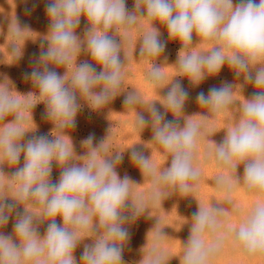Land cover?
Segmentation results:
<instances>
[{"label": "clouds", "instance_id": "9594fccd", "mask_svg": "<svg viewBox=\"0 0 264 264\" xmlns=\"http://www.w3.org/2000/svg\"><path fill=\"white\" fill-rule=\"evenodd\" d=\"M45 13L49 19L47 35L30 61L31 70L23 74L38 92L22 96L35 97L36 102L26 100L21 105L12 98L9 86L0 89V122L4 123L0 129V177L15 182L8 187L16 191L10 197L0 188V229L14 218L13 234L0 231V264H77L74 252L85 239L92 242L84 244L82 264H125L124 248L130 239L127 226L147 210L145 198L135 197V183L127 175L121 178L117 174L123 152L108 155L106 139L93 147L95 134L90 133L82 141L87 154L76 157L66 130L77 125L76 118L83 107L80 100L98 110L117 96L126 63L120 54L122 41L118 42L116 35L122 37V29L127 35L141 18L147 19L151 28L139 37L141 58H158L165 52L167 41L161 39L160 29L155 26L159 22L166 27L169 39L182 45L175 77H186L191 85L199 86L227 64L237 79L243 77L256 89L249 98L243 97L234 127L226 129L219 144L212 142L217 164L231 169L257 201L244 220L230 229V239L247 256L264 255V0H239L235 5L233 0H134L132 11L126 0H47ZM82 17L87 20L83 38L76 32ZM13 31L19 37L30 29L15 20ZM193 34L199 38L198 44L208 41L211 47L201 52L192 50L198 45L193 46ZM11 47L12 54L19 58L22 49L15 41ZM81 52L90 55L95 63L85 60L77 65ZM73 62L77 70L68 76V66ZM60 67L67 70L63 75L56 70ZM161 68L154 62L148 76V82L157 89L166 85L160 87ZM167 85L163 112L155 102L145 105L135 90L123 101L126 107L140 105L146 110L147 116L137 112V126L151 127L152 142L161 145L170 157V165L161 169L156 183V169L149 163L150 158L135 146L129 148L131 162L144 178L153 179L149 200L191 193L200 178V170L193 162L205 126L186 119L181 127L177 119H166L167 112L178 118L190 98L181 79L172 78ZM237 87L241 93L242 85L223 81L207 93L198 92L196 103L207 110V118L214 120L234 106ZM39 102L45 105L43 118L53 124V133H57L51 139L48 134L26 138L29 132L35 133V127L29 129L25 117L30 114L32 119L31 110ZM9 116L13 119L5 122ZM64 137L69 139L71 149ZM21 156L23 164L16 167ZM53 162L60 168L56 182L50 179ZM5 164L14 171L6 174ZM241 165L243 176L238 177ZM215 181L225 191L226 203L231 204V182L222 175ZM21 205L23 211L18 210ZM225 212L222 206L204 207L198 203L182 264H210L220 252L229 238L218 231ZM57 217L62 223H57ZM44 222L47 228L41 236L39 225ZM206 234L211 237L207 244ZM164 236L162 229L156 232L146 264H165L159 250Z\"/></svg>", "mask_w": 264, "mask_h": 264}, {"label": "rangeland", "instance_id": "374dc122", "mask_svg": "<svg viewBox=\"0 0 264 264\" xmlns=\"http://www.w3.org/2000/svg\"><path fill=\"white\" fill-rule=\"evenodd\" d=\"M1 2L5 3L2 4ZM238 2L239 0H233L234 5ZM46 3L47 0H0V89L9 86L10 90H12V98L19 100L21 105L26 100H30L33 103L36 102L35 97L25 98L22 96L29 92H38L31 82L23 78V74L31 70L30 61L39 53L40 42L48 32L49 19L45 13ZM126 5L130 11L134 10V0H126ZM26 9L30 11H26ZM15 20L19 22L21 27L27 25L30 31L15 37L13 31ZM155 26L160 29L161 39L167 41L165 52L158 58H141L139 56V37L151 30L150 22L147 19L141 18L127 35L122 29L121 36L123 40L122 37L116 35L117 41H122L120 54L121 59L126 63L123 69L122 87L119 89L117 96L108 105L98 110L91 109L86 101H79L83 107L77 115V125L74 129L66 130V135L72 143L74 154L76 157L87 154L88 148L82 144V141L90 133L95 134L93 147L98 146L102 140L106 139L105 147L108 149V155L117 151L123 152L124 155L123 162L116 168L117 174L121 178L127 175L135 183L132 185L135 197L143 196L145 198L147 210L127 226L130 231V239L124 248L123 260L125 264H146L147 256L156 241V232L161 229L165 236L160 238L159 250L165 257V264H182L184 244L190 236L192 215L197 211L198 203L204 207L212 205L222 206L226 209L223 216V225L218 231L229 238L224 240L222 249L210 261V264H264V255L247 256L239 248L235 247L230 239V229L234 230L244 220L257 201L255 195L246 192L242 184L236 180L235 173L231 169L217 164L215 160L216 146L213 143L219 144L226 134V129L234 127L240 116V103L243 104L244 98H249L256 89L252 84L245 83L243 77L237 79L227 64H225L218 75L205 79L199 86L191 85L186 77H175L178 74L175 65L182 45L178 40L169 39L166 27L159 24V22H156ZM86 27L87 20L82 17L80 26L76 30L77 35L81 36V38H83ZM112 34L110 33V35ZM14 41L22 49V54L19 58L12 54L11 44ZM198 43L199 38L193 34V46L195 47ZM209 47H211V43L204 41L192 50L201 52L206 51ZM125 54L127 59H125ZM85 60L95 63L91 60L90 55L81 52L76 64L78 65ZM154 62L162 67L160 74L163 77V83L160 87L166 85L161 89H157L148 82V76ZM96 66L99 70L100 66ZM56 70L61 75L67 71L63 67ZM76 70L73 62L68 66V76H71ZM172 78L181 79L183 86L190 93V98L186 102L182 114H177L178 118L174 117L171 112H167L166 119H177L181 127H183L186 119L205 126L204 135L198 138L196 156L193 162L194 167L200 170V178L196 182L197 187L191 193L181 194V196L173 194L164 199L162 196H157L155 200H149L148 195L152 190L153 179L147 176L144 178L141 170L131 162L129 148L135 146L142 151L145 158H150L149 163L156 169V183H159L161 169L170 165V157L161 145L152 142L151 127L141 129L137 126V112H142L147 116L146 110L140 105L126 107L123 101L129 92L135 90L145 105L155 102L163 112V103L165 102L163 95L167 91V83ZM223 81L242 85L241 93L239 87H237V91L233 95V100L236 101L234 106L214 120L209 119L205 116L208 115L207 110L196 103L195 97L198 92L207 93L210 87H218ZM44 112L45 105L39 102L31 110L32 119L30 114L26 115L25 122L27 127L29 129L35 127V133L29 132L26 138L33 134H48L51 139L53 138L52 134H57L53 133V124L43 118ZM12 119L13 117L9 116L5 122ZM3 127L4 123L0 122V129ZM69 139L64 137L65 144L71 149ZM209 152L211 155L208 154ZM84 159L86 160L87 157ZM75 162L83 163L82 160ZM22 164L23 156H21L20 164L16 167ZM52 169L50 179L56 182L59 179L60 168L53 162ZM3 171L6 174H10L14 169L5 164L3 165ZM220 175L224 176L225 180L230 181L232 184L231 204L226 203L225 191L216 185L215 178ZM237 176H243V165L237 169ZM13 183L15 182L10 181L7 177H0V188L3 189L4 195L10 197L16 195L15 189H9L8 187ZM10 197L8 199L11 202ZM18 210L23 211V206H19ZM13 223L14 218L10 219L7 226L0 229V231L5 234H13ZM57 223H62L59 217H57ZM46 228L47 222L39 225V234L41 236L44 235ZM210 238L206 234V244ZM91 242V239H85L75 250L74 256L77 264H82L80 257L84 244H90Z\"/></svg>", "mask_w": 264, "mask_h": 264}, {"label": "bare ground", "instance_id": "6f19581e", "mask_svg": "<svg viewBox=\"0 0 264 264\" xmlns=\"http://www.w3.org/2000/svg\"><path fill=\"white\" fill-rule=\"evenodd\" d=\"M1 1H2V0H1ZM6 1H7V0H6ZM1 3L3 4V3H5V2H1ZM4 6H5V5H4ZM2 7H3V6H2ZM5 7H6V6H5ZM8 7H10V6H8ZM8 7H7V8H8ZM1 9H2V8H1ZM5 9H6V8H5ZM9 9H10V8H9ZM6 10H7V9H6ZM3 11H5V10H3ZM6 12H7V11H6ZM8 17H9V16H8ZM8 17H7V18H8Z\"/></svg>", "mask_w": 264, "mask_h": 264}]
</instances>
